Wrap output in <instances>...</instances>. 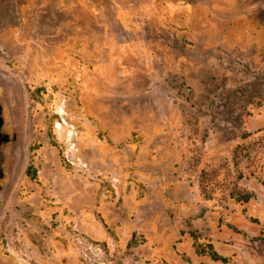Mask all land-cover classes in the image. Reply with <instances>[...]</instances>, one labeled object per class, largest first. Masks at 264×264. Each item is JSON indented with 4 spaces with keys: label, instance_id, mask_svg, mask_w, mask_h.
<instances>
[{
    "label": "rangeland",
    "instance_id": "obj_1",
    "mask_svg": "<svg viewBox=\"0 0 264 264\" xmlns=\"http://www.w3.org/2000/svg\"><path fill=\"white\" fill-rule=\"evenodd\" d=\"M0 264H264V0H0Z\"/></svg>",
    "mask_w": 264,
    "mask_h": 264
},
{
    "label": "flooded vegetation",
    "instance_id": "obj_2",
    "mask_svg": "<svg viewBox=\"0 0 264 264\" xmlns=\"http://www.w3.org/2000/svg\"><path fill=\"white\" fill-rule=\"evenodd\" d=\"M1 119H0V127H1ZM7 138V136L5 135V134H2L1 133V131H0V143L2 142V141H4L5 139Z\"/></svg>",
    "mask_w": 264,
    "mask_h": 264
}]
</instances>
